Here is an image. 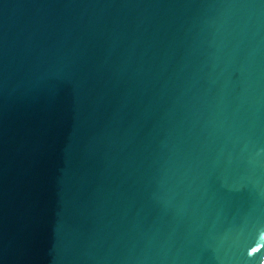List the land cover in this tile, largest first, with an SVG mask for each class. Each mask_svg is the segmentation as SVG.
I'll use <instances>...</instances> for the list:
<instances>
[{
	"label": "water",
	"instance_id": "95a60500",
	"mask_svg": "<svg viewBox=\"0 0 264 264\" xmlns=\"http://www.w3.org/2000/svg\"><path fill=\"white\" fill-rule=\"evenodd\" d=\"M0 264H264V0H0Z\"/></svg>",
	"mask_w": 264,
	"mask_h": 264
}]
</instances>
